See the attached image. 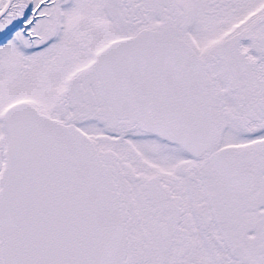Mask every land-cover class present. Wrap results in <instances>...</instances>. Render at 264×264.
<instances>
[{"label":"snow or ice","instance_id":"snow-or-ice-1","mask_svg":"<svg viewBox=\"0 0 264 264\" xmlns=\"http://www.w3.org/2000/svg\"><path fill=\"white\" fill-rule=\"evenodd\" d=\"M0 264H264V0H0Z\"/></svg>","mask_w":264,"mask_h":264}]
</instances>
